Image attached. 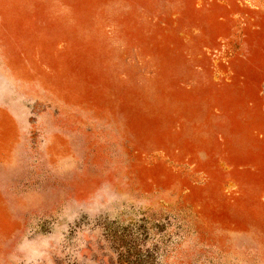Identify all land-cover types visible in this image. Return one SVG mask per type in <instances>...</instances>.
Here are the masks:
<instances>
[{
	"label": "rangeland",
	"instance_id": "obj_1",
	"mask_svg": "<svg viewBox=\"0 0 264 264\" xmlns=\"http://www.w3.org/2000/svg\"><path fill=\"white\" fill-rule=\"evenodd\" d=\"M0 264H264V0H0Z\"/></svg>",
	"mask_w": 264,
	"mask_h": 264
}]
</instances>
